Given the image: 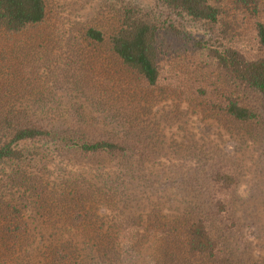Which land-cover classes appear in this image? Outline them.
I'll list each match as a JSON object with an SVG mask.
<instances>
[{
    "label": "trees",
    "instance_id": "16d2710c",
    "mask_svg": "<svg viewBox=\"0 0 264 264\" xmlns=\"http://www.w3.org/2000/svg\"><path fill=\"white\" fill-rule=\"evenodd\" d=\"M153 1L160 15L131 1L71 21L52 0H0V264H138L144 251L153 264L245 263L231 158L202 161L176 212L109 219L108 177L162 159L163 102L264 144L262 0Z\"/></svg>",
    "mask_w": 264,
    "mask_h": 264
},
{
    "label": "rangeland",
    "instance_id": "374dc122",
    "mask_svg": "<svg viewBox=\"0 0 264 264\" xmlns=\"http://www.w3.org/2000/svg\"><path fill=\"white\" fill-rule=\"evenodd\" d=\"M52 1L56 4V9L71 21L94 19L106 4L120 6L131 1H141L146 6L145 9H152L155 14L161 12L153 0ZM262 3L264 5V0ZM62 94L59 97L62 106L72 105L75 97L68 93ZM85 105L88 106V103ZM176 109L182 115L181 120L172 116ZM155 116L161 122L164 133L162 159L137 176L113 174L108 177L109 185L103 192L112 200L105 206L109 219L115 216L117 219V214L122 211L139 214L140 209L153 212L155 207H159L161 211L165 209L166 214H172L181 208L180 203L187 196L184 186H188L190 178L197 175L202 161L212 157L231 158L242 169L236 215L244 236L248 238V253L244 256V264H264V144L250 142L242 145L239 138L230 135L218 123L205 119L200 111L175 100L161 103ZM171 118L173 122L170 124L168 120ZM62 167L61 164L60 168ZM61 169H58L59 174L64 172ZM69 173L74 176L80 174V171L74 174L72 170L67 172ZM104 179L106 180L103 178L102 181ZM142 203L146 206L143 207ZM41 235L49 239L55 233L44 229ZM150 254L151 251H144L136 259L137 263L153 264L148 257Z\"/></svg>",
    "mask_w": 264,
    "mask_h": 264
}]
</instances>
